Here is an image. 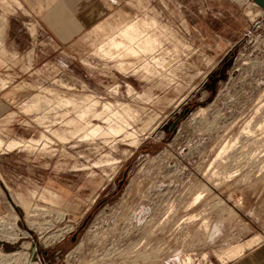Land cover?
I'll list each match as a JSON object with an SVG mask.
<instances>
[{"label":"rangeland","instance_id":"obj_1","mask_svg":"<svg viewBox=\"0 0 264 264\" xmlns=\"http://www.w3.org/2000/svg\"><path fill=\"white\" fill-rule=\"evenodd\" d=\"M139 17L161 43L120 70L115 54L100 56L95 45ZM1 48L0 135L26 140L43 132L51 141L4 150L0 263L45 256L53 264H219L229 245L264 242L258 5L0 0ZM57 95L94 96L96 109L127 103L140 118L128 130L153 120L138 144L122 135L84 137ZM35 98L39 105L24 110Z\"/></svg>","mask_w":264,"mask_h":264},{"label":"bare ground","instance_id":"obj_2","mask_svg":"<svg viewBox=\"0 0 264 264\" xmlns=\"http://www.w3.org/2000/svg\"><path fill=\"white\" fill-rule=\"evenodd\" d=\"M66 18L67 17L61 18V20L66 22ZM150 25L151 23L146 21L142 17H139L134 20L132 19L130 21H126L123 23V25H121L119 28H117L114 31L115 33L113 35L109 33V35L106 36L105 38L106 40L104 42L103 41L102 43L97 42V45H95L96 51L100 53V56L102 55L104 57L106 56L109 58L112 54H115L114 56H112V58L115 59L116 57V65L119 67L120 70H122L125 66L124 64L128 62L127 60L138 59L140 55H152V53H154L155 51V48L158 47L159 44L161 43L159 35L157 36L155 32L153 31L150 32L148 30V27H150ZM69 26L70 28H75V29L78 28L77 25L74 23L69 24ZM3 52L4 49L1 48L0 54H3ZM152 58L154 59L155 62H157L158 59L156 58L155 55H153L151 59ZM141 66L143 68V71L149 73L150 67L148 66V64L144 63V65ZM2 83L3 82L0 79V84ZM127 91L131 92L133 90L130 86H128ZM54 97H56L55 102L57 103V105L59 106L63 105L67 108L70 107V110L73 113L72 121L80 125L81 128L79 134L84 137H94L97 135L100 136L122 135L124 139L126 138L129 139L130 143L138 144L140 140L139 137L142 134L143 130L146 129L148 125L151 123V120H153L151 117H148L143 120L138 130L136 129L128 130V128L133 127L132 123L139 121L140 118L138 114L139 112L137 110H133L132 108H130V105L129 104L127 105V103L125 104L123 103L124 105H122L120 103L113 104L109 102H103L101 104V109L98 108L96 109V105L99 101L95 99L94 96L83 95L82 97H75V96L60 97L57 95ZM39 102L40 99L37 98L33 99L30 102H25V104H23V109L27 111L33 110V108H36L39 105ZM38 108L35 110L38 111L40 109ZM65 116L66 117H63L59 121L60 123L61 121L68 118V116L70 115L67 116V112H66ZM40 118H42V115ZM94 119H101V121L105 124L102 125L100 123H95L93 122ZM43 120L42 122H44ZM42 139H44L45 141L42 142ZM50 139L51 138H48V136L45 135L43 132H41L37 138H30L26 140L20 138H13V137L9 139H5L0 136V150L10 151L18 147H21L23 149L26 148L32 149L35 148L37 145H40L41 142L42 145L40 147L45 148L47 146V143L51 141ZM198 198L199 195L195 196L193 199V203L196 202ZM32 214H34V212ZM6 232L8 234V230ZM57 235H59V233ZM253 238L257 239L258 236H255ZM253 238L248 239L246 243L243 245L236 244L233 246H229V249L227 250L225 249V251L219 254L218 256L219 259L221 260H223L224 258L229 259L230 257L239 255L240 253L243 252V249L245 247H250L251 243L253 242ZM187 259L189 260V258Z\"/></svg>","mask_w":264,"mask_h":264},{"label":"crops","instance_id":"obj_3","mask_svg":"<svg viewBox=\"0 0 264 264\" xmlns=\"http://www.w3.org/2000/svg\"><path fill=\"white\" fill-rule=\"evenodd\" d=\"M2 102V99L0 97V103ZM3 118V115L0 111V119ZM1 136V135H0ZM3 137V136H1ZM4 138V137H3ZM9 139V138H7ZM8 151V150H6ZM12 151V150H10ZM4 150H0V174L4 173L6 175V163H8V157L6 154H4ZM12 158V157H11ZM15 160V159H13ZM31 176H33L32 170H31ZM38 174H35V177L37 178ZM53 189V188H52ZM56 191L57 189L54 188ZM42 197L45 199L46 196L42 195ZM5 209L4 203L0 197V211ZM236 244H232L229 246H233ZM54 259V258H52ZM48 257H33L32 259L28 260L27 258L19 259L17 263L15 264H53L54 260ZM218 261H221L217 257ZM223 262V263H221ZM219 264H264V242L260 241L256 245H252L251 247H245L243 249V252L240 253L237 256L230 257L229 259H224ZM0 264H9L5 262H1Z\"/></svg>","mask_w":264,"mask_h":264},{"label":"water","instance_id":"obj_4","mask_svg":"<svg viewBox=\"0 0 264 264\" xmlns=\"http://www.w3.org/2000/svg\"><path fill=\"white\" fill-rule=\"evenodd\" d=\"M254 4L258 5L263 11H264V0H251ZM187 108L184 109L183 113L187 112ZM177 123V120L175 119L173 122H172V125L171 127L173 128ZM123 180L119 181L118 183V187L122 184ZM71 240H74L75 239V233L72 234L71 236Z\"/></svg>","mask_w":264,"mask_h":264}]
</instances>
